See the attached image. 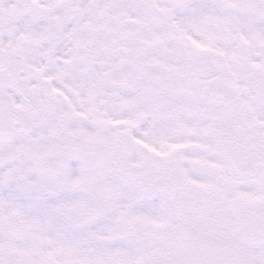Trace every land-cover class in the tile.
<instances>
[{
  "label": "snow or ice",
  "instance_id": "1",
  "mask_svg": "<svg viewBox=\"0 0 264 264\" xmlns=\"http://www.w3.org/2000/svg\"><path fill=\"white\" fill-rule=\"evenodd\" d=\"M0 264H264V0H0Z\"/></svg>",
  "mask_w": 264,
  "mask_h": 264
}]
</instances>
